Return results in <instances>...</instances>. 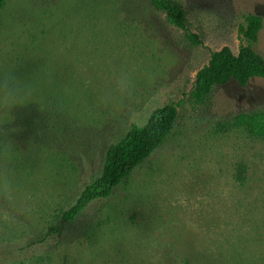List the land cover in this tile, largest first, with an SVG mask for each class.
Here are the masks:
<instances>
[{
	"label": "rangeland",
	"instance_id": "rangeland-1",
	"mask_svg": "<svg viewBox=\"0 0 264 264\" xmlns=\"http://www.w3.org/2000/svg\"><path fill=\"white\" fill-rule=\"evenodd\" d=\"M6 0L0 10V264H264V78L191 92L211 53H237L264 0ZM176 103L163 144L71 222L110 145Z\"/></svg>",
	"mask_w": 264,
	"mask_h": 264
},
{
	"label": "trees",
	"instance_id": "trees-1",
	"mask_svg": "<svg viewBox=\"0 0 264 264\" xmlns=\"http://www.w3.org/2000/svg\"><path fill=\"white\" fill-rule=\"evenodd\" d=\"M154 6L166 13L168 21L185 30L188 40L201 44L198 34L187 26L182 7L174 0H151ZM6 0H0V10ZM263 27L261 16H246L245 24L240 26L241 34L247 44H242L235 53L230 46H223L211 53L209 62L198 70L191 97L195 104H202L216 85H223L231 79L246 85L252 77L264 78V57L257 53L253 45ZM178 117L176 103H168L156 108L143 126H134L127 139L109 146L102 174L82 191L77 203L62 213L61 223L55 229L61 230L63 224L71 222L85 204L100 196H107L130 173L159 148L174 128ZM236 123L244 126L251 134L264 137V112L240 114Z\"/></svg>",
	"mask_w": 264,
	"mask_h": 264
}]
</instances>
